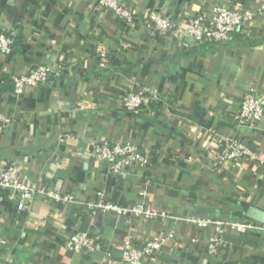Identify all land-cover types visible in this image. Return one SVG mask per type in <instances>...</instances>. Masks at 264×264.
I'll list each match as a JSON object with an SVG mask.
<instances>
[{
	"label": "crops",
	"instance_id": "crops-1",
	"mask_svg": "<svg viewBox=\"0 0 264 264\" xmlns=\"http://www.w3.org/2000/svg\"><path fill=\"white\" fill-rule=\"evenodd\" d=\"M123 1L135 14L131 23L101 9L99 0H0V31L16 37L14 54L0 62V115L12 121L0 130V165L18 160L27 181L78 199L125 205L145 199L176 215L226 219L247 216L251 206L264 210V119L251 128L233 117L249 87L264 93V0ZM216 3L256 13L247 27L251 43L181 49L145 27L153 10L187 24ZM99 44L111 53L106 67L96 54ZM51 63L67 66L61 78L14 92L13 75ZM138 84L155 88L161 99L127 113L122 97ZM232 133L254 148L257 160L219 164V142ZM101 141H133L150 152L152 165L113 172L92 155ZM171 229L175 238L141 264H264L258 230L226 228L225 245L212 257L208 229L129 221L113 212L92 216L41 196L30 212L0 201V236L7 242L0 264H124L129 236L141 245ZM77 232L98 238L100 249L92 255L68 250L65 243Z\"/></svg>",
	"mask_w": 264,
	"mask_h": 264
},
{
	"label": "built area",
	"instance_id": "built-area-1",
	"mask_svg": "<svg viewBox=\"0 0 264 264\" xmlns=\"http://www.w3.org/2000/svg\"><path fill=\"white\" fill-rule=\"evenodd\" d=\"M99 7L114 12L119 18L129 23L136 18L131 8L123 0H99ZM255 17L256 13L249 9L216 3L211 13L194 15L187 24L178 23L162 10H153L145 20V27L154 34L170 37L181 49H187L193 45L230 42L237 35L247 38V27ZM15 45L14 31H0V62L14 54ZM96 54L100 58L101 67L109 65L111 53L105 45L99 44L96 47ZM66 69L67 66L62 63L35 65L28 71L11 77L14 92L21 95L28 87H38L53 79H59L64 75ZM137 86L138 88H132L122 97L121 104L127 113L139 114L144 108L161 99L155 88L139 84ZM86 108L87 104L85 103L81 109ZM233 117L240 126L252 128L258 124L264 119V93L255 87H249ZM11 122L8 116L0 115V130L9 126ZM92 155L98 160L108 162L113 172H120L133 166L147 171L152 165L150 152L145 151L133 141H101L95 145ZM257 159L258 155L254 148L238 134L232 133L221 138L218 154L219 164L231 163L233 166H237L245 160L255 161ZM261 162L264 165V160ZM0 189L5 191V194L7 193L6 195L0 194V201L5 199L12 201L16 203L20 211L30 212L34 199L41 196L65 206L73 205L85 208L92 216H95L98 211L113 212L118 216L128 217L129 221L143 218L159 221L163 225L173 222L192 225L199 229H208L210 234L207 253L212 257L217 256L225 245L226 228L240 232L258 230L264 233V223L255 220H235L202 215L181 216L166 210H158L145 199L126 205L108 201L104 197L98 201L78 199L72 194L57 191L43 183L27 181L23 174V166L18 160L0 165ZM140 195L145 198L147 190L142 189ZM62 217V215L58 216L60 219ZM175 235V230L171 229L161 233L156 239L145 241L141 245H136L133 237L129 236L123 246V263L141 264L143 259L159 253L165 242L173 240ZM65 245L70 251L91 255L101 247L99 239L92 237L87 232H77L71 235ZM5 248H7V242L0 236V251Z\"/></svg>",
	"mask_w": 264,
	"mask_h": 264
},
{
	"label": "water",
	"instance_id": "water-1",
	"mask_svg": "<svg viewBox=\"0 0 264 264\" xmlns=\"http://www.w3.org/2000/svg\"><path fill=\"white\" fill-rule=\"evenodd\" d=\"M241 45L240 43H223L220 45H216V49H223V48H229L233 46ZM247 216L255 221L264 223V210L259 209L257 207L251 206L249 207L247 211Z\"/></svg>",
	"mask_w": 264,
	"mask_h": 264
},
{
	"label": "trees",
	"instance_id": "trees-1",
	"mask_svg": "<svg viewBox=\"0 0 264 264\" xmlns=\"http://www.w3.org/2000/svg\"><path fill=\"white\" fill-rule=\"evenodd\" d=\"M225 43H240V44H248V43H251V41L248 39V38H244L243 36L241 35H237L236 38L230 42H225ZM220 44H223V43H214V44H204L202 45V47L204 48H209V49H216V45H220ZM216 217V216H215ZM233 217V216H232ZM230 219H235V220H250L246 215L245 213H241L240 217H237V218H230Z\"/></svg>",
	"mask_w": 264,
	"mask_h": 264
}]
</instances>
